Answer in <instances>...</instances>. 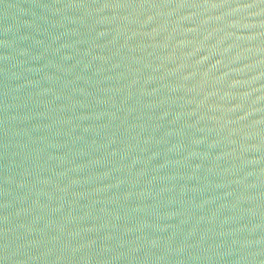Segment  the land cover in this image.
Instances as JSON below:
<instances>
[{
  "label": "water",
  "instance_id": "obj_1",
  "mask_svg": "<svg viewBox=\"0 0 264 264\" xmlns=\"http://www.w3.org/2000/svg\"><path fill=\"white\" fill-rule=\"evenodd\" d=\"M0 225L264 264V0H0Z\"/></svg>",
  "mask_w": 264,
  "mask_h": 264
}]
</instances>
